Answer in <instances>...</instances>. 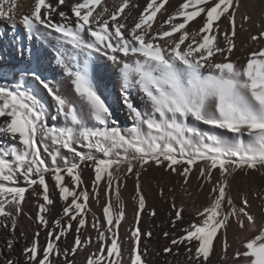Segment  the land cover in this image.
Segmentation results:
<instances>
[{
  "label": "snow or ice",
  "instance_id": "6c2138e0",
  "mask_svg": "<svg viewBox=\"0 0 264 264\" xmlns=\"http://www.w3.org/2000/svg\"><path fill=\"white\" fill-rule=\"evenodd\" d=\"M5 4H9L7 11ZM167 4L169 0H146L141 8L137 0H116L112 7L103 0H57L55 4L34 0L30 13L19 20L30 43L21 44L16 35L13 43L26 58L11 68L0 67V181L7 182L0 183V217L10 220V225L0 221V227L13 233L7 240V248L13 250L17 217L31 190L41 200L36 221L47 230L45 246L39 244V232L25 243L24 264H77L75 257L86 251V264H123L125 252L128 264H146L141 241L152 232L145 233L139 226L146 210L140 177L149 166L180 177L185 192L194 168L199 188L211 185L210 202L180 229L182 234L163 233L166 240L171 237L163 253L183 255V264H212L213 255L223 264H264V219L257 223L245 210L250 206L249 192L264 209V185L258 190L246 185L240 208L229 195L239 174L264 180V46L249 51L243 63L232 59L238 26L252 22L245 12L238 25L241 0H183L171 13ZM62 5L70 14L60 10ZM13 7L15 0H0V20L15 30ZM158 13L162 20H157ZM260 15L264 19V10ZM197 18V26L190 29ZM256 27L260 31L250 34V42L258 45L264 40V23ZM45 44L69 79L74 99L61 94L45 75ZM104 75L114 76L111 89L101 79ZM39 88L53 102V119L63 117L64 126L49 124V105L41 99ZM118 107L127 110L133 121L130 128L119 127ZM200 125L208 131H201ZM5 138L14 143H3ZM62 150L72 155L71 162ZM81 165L93 169L91 193L82 187ZM121 167L124 179L136 178L135 224L123 237L119 232L126 215ZM48 174L65 202L62 216L51 225L47 213L54 201ZM65 177L70 184H65ZM21 180L25 186H20ZM90 196L102 209V218L93 214L91 222L87 218ZM171 208L175 228L178 222L183 224L185 209L177 207L175 198ZM148 214L155 216V211ZM233 222L248 233L236 238L235 249L228 241ZM89 228L95 236L86 235ZM70 234L73 240L68 243ZM4 264L20 261L8 258Z\"/></svg>",
  "mask_w": 264,
  "mask_h": 264
},
{
  "label": "bare ground",
  "instance_id": "6f19581e",
  "mask_svg": "<svg viewBox=\"0 0 264 264\" xmlns=\"http://www.w3.org/2000/svg\"><path fill=\"white\" fill-rule=\"evenodd\" d=\"M54 2H57V0H55ZM33 3L32 5H29L31 9H32ZM0 33H2V35H0V45L6 48L5 55L9 56L8 59H5V58L0 59V67L11 68L14 65L22 64L23 60H21L20 58H23V57H21L16 50V45L13 43V36L14 35L19 36L20 43L23 45H27L28 41L25 38L24 32L19 30V28H16L14 30L12 29L11 25H9L5 20H0ZM45 46L50 51H52L48 47L47 44H45ZM10 52L15 54V56L13 57L11 56V54L9 55ZM101 79L103 80L104 83L107 84L108 88L113 87V83L115 82L114 76L109 78L107 75H104L101 77ZM66 97H68L69 100L74 99L72 94L71 95L67 94ZM77 107H79V105H77ZM63 123H66V122H63ZM9 142L10 140L6 138L3 139V143L9 144ZM48 162L50 163V160H48ZM61 166H63V164ZM81 178L83 181L82 187L85 188V180L83 177ZM89 178H90L88 180L89 189L87 190L91 193L92 189H90V186H92V181L94 179V176H89ZM46 180L49 184L50 198L54 201V204L50 206V209H51L50 212L47 213V219L49 220L50 225H51V223L55 219H59L62 216V209H63V205L65 202L60 200L59 195H58V189L54 187V181L52 180L50 174L46 176ZM0 183L7 184V182H2V181H0ZM147 184L144 183V186L142 187V191L146 199V210L145 212L141 214V220H140L139 226L145 233L151 231L152 236L150 238L146 236L142 238L141 248L146 249V254L143 256V259L145 260L146 264H168V262H171V264H177V261H179L180 264H183V261L185 259L183 255L176 257L170 254L163 253V247L167 243H169L171 237L168 240H165L161 238V234L166 232V230L175 229L177 226H179L180 228L187 226L188 222L193 218L195 212L200 210L199 206L196 203L192 205H188L187 203L183 204L184 199L183 201L180 199L181 201L177 202L178 200H176L175 197L166 196L167 194L165 195V186L163 182L159 179H156L152 186H149ZM246 185L248 188L258 190L259 186L264 185V180H262L258 175H255V174H253V176L248 177V178L244 177L243 174L237 175L235 180L232 181V186L229 191V195L232 197L234 204L237 208L243 207L241 192L246 190L245 188ZM20 186H25L22 180L20 181ZM161 189H163V195L160 194ZM37 191H40V189L37 188ZM134 197L135 195L134 196L128 195V196L121 197V198L124 203L125 213H126L124 220L127 223L129 221H133V223L135 224L136 203H135ZM111 198H112L114 209L118 211V208L115 205V197L112 196ZM173 198H175V203L177 207L178 205L179 206L183 205L184 208L185 207L187 208V212L183 213V216H184L183 224L178 222L175 228H173L171 225V219L173 215V210L171 208V205L173 203ZM248 199H249L250 206L247 207L245 210L248 211L251 215H253L257 223H259L261 219H264V209L261 208L260 202L251 192H249ZM100 201H101V204L105 203V198L103 199L101 193H100ZM39 202H41L40 198H38L31 190H29V192L26 193V199L22 205L23 211L17 217L18 224H17V229L15 230V237L17 238V242L14 244L13 250H9L7 248V240L12 238L13 233L11 232L10 228L0 227V264H4V261H6L8 258L18 259L20 261V264H24V257L22 255V249L25 246V243L31 242L36 232L40 233V236H39L40 246L43 247L46 245L47 230L42 228L36 221V215L38 212ZM89 207L91 209V211L88 212L87 214V218L89 222L92 221L93 214H95V217L97 218H102V209L101 207L97 205L93 197L89 199ZM151 210L155 211V216H150L148 214V212ZM0 221H3L10 225V220H5L4 217H0ZM21 233H24V235L21 236ZM89 233L95 236V233L92 232L90 228L88 230V233H86V235ZM181 234L182 233H179V235ZM247 234L248 233L246 231L241 232L236 227L235 222H233L232 227L229 228L228 230V241L232 245V249H235L238 246L236 238L243 237L244 235H247ZM72 240H73V236L71 234L68 235L67 242L70 243ZM60 246L61 247L65 246V241L63 239L60 242ZM218 248L219 246L217 245V250ZM232 249H230V253ZM180 251L183 252V246L180 247ZM126 253L124 254L125 258H124L123 264H128V258H127L128 254ZM87 254H88L87 251L84 253L78 254L75 257L77 264H86ZM59 259L62 261L63 257H59ZM210 259L212 261V264H223V261L219 258L218 255H213L212 257H210Z\"/></svg>",
  "mask_w": 264,
  "mask_h": 264
},
{
  "label": "rangeland",
  "instance_id": "374dc122",
  "mask_svg": "<svg viewBox=\"0 0 264 264\" xmlns=\"http://www.w3.org/2000/svg\"><path fill=\"white\" fill-rule=\"evenodd\" d=\"M54 1L55 0H51V2L53 4L56 3ZM33 2H34V0H15V7H13L11 14H14L15 18L18 17L17 18V28H19V30H21V31H23V29H22V26L19 25V20L22 18V16L24 14L30 13L31 8L29 5H32ZM103 2L106 3L109 7H112L113 3L116 2V0H103ZM137 2L141 8H143L146 4V0H137ZM182 2H183V0H169V4L165 5V7L168 10V13H171L172 11H174V9L176 7H178V5ZM8 7H9V4H5V10L6 11L8 10ZM60 10L65 11V12H69V9L67 7H63V6L60 7ZM97 10H99V9H97ZM262 10H264V0H241V7H240L239 12L237 14L238 25L240 23V16L242 14H244L245 12H247V14L252 16V22L250 24H245L244 27L238 26L237 36L235 37L236 49L234 50V55L232 56L233 60L240 58L239 62L243 63L244 58L246 57V55L249 51L256 48L257 46H264V40H261L258 45L250 42V34H256L260 31V29L256 27V24L257 23H264V19H262L261 15H260ZM125 11H127V9ZM69 14H70V12H69ZM137 14L138 13L134 10L133 15H137ZM163 18L164 17H161L159 13L157 14V20H162ZM54 19L58 20L59 18L54 17ZM129 19H131V17ZM198 21H199V18H197V21L190 22L188 27L190 29L193 27H196L198 24ZM222 27H223V25H222ZM245 29H249V31H246ZM29 43L30 42H28V44ZM31 46L33 48H35L34 43H32ZM45 49H46V51H45L44 57H43L44 58L45 75L49 79H51L55 82L56 87L59 89L61 94H63L65 97L67 96V94L71 95L72 94L71 85H70L69 79L63 75V68L57 66V64L55 63L53 51H50L46 46H45ZM5 50H6V48L4 46L0 45V57L8 59L9 56L5 55V53H6ZM10 54L13 57L15 56V54H13L12 52H10L9 55ZM25 58L26 57H23L20 59L23 60V62H24ZM28 83L29 84L32 83L31 78H29ZM109 89H111V88H109ZM101 90H103V89H101ZM38 92H39L41 99H43L49 105V108H48V112H49L48 122H49V124H54L58 127L64 126L65 123H63V122H65V121H63L64 119H62L63 117H58L57 119H53V116L55 115L54 108L52 106L53 102L51 101L50 97H47L48 95H47L46 91L43 90L42 88H39ZM72 96H73V94H72ZM66 98H68V97H66ZM115 115L119 121V127L121 129H128L132 126L133 121L129 117L127 110L124 109L123 107H118L116 109ZM189 123L191 124V121H189ZM199 127H200L201 131H208L207 126L200 125ZM125 134H127V133H125ZM223 138L224 137H222V139ZM12 143H14V141L10 140L9 144H12ZM77 150L78 151H87L86 149H80V148H77ZM42 154L47 159V154L43 153V151H42ZM61 154H62V156H64V155L68 156L69 161L70 162L72 161V159H73L72 155L70 153H67L66 150H62ZM94 154L97 155L98 158H102L101 153L97 152ZM62 164H63V162L61 161V165ZM196 171H197V169L194 168L193 174L190 177V184L188 185V191L185 192L181 187V183H180L181 178L180 177H178L174 174L165 173L163 168H159V167H155V166H149L147 168V170L143 171L141 174V177H140L141 188L144 186V183H146V184L148 183L147 185L152 186L153 183L155 182V180L159 179L163 182V184L165 186V195L167 194L166 196L175 197L176 200H178L177 202H179L181 200L183 201V199H184L183 204L187 203L188 205H192V204L196 203V204H198L199 209L202 210V208L207 206L208 203L210 202L209 201V192H210L211 185L205 184L203 189L199 188L198 183H197V179H196ZM123 173H124V167H121L120 172L118 173L122 177L121 186H120L121 197H125L128 195L134 196L135 195L136 178L134 175H128L127 178L124 179ZM80 175L85 180V188L89 189L88 180L91 178V177L89 178V176H94L93 169L91 167L81 165ZM65 183L70 184V178L65 177ZM91 187L92 186H90V189H92ZM170 188L174 189V191L170 192L169 191ZM100 191H101L100 193L104 199L105 195H104V184H103V182H101ZM188 193H191V195H188ZM112 196L115 197L114 194ZM91 197L92 196H90V198ZM178 207H179V205H178ZM184 209H185L184 213L187 212V208L185 207ZM125 222H126L125 220L121 222V227L119 229L121 237L126 235V230L128 228L134 226L133 221H129L128 223L127 222L125 223ZM179 228L180 227L177 226L175 229L166 230V231L170 232V233H174L176 236H178L179 233H181V231H180L181 228L180 229ZM123 230H125V231H123ZM161 238L165 239L163 234H161Z\"/></svg>",
  "mask_w": 264,
  "mask_h": 264
}]
</instances>
